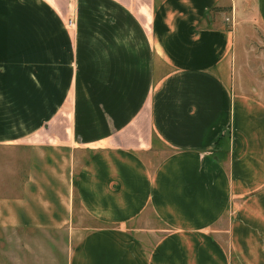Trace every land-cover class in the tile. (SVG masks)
<instances>
[{
  "label": "crops",
  "instance_id": "1",
  "mask_svg": "<svg viewBox=\"0 0 264 264\" xmlns=\"http://www.w3.org/2000/svg\"><path fill=\"white\" fill-rule=\"evenodd\" d=\"M227 6L0 0V232L31 264H264V104L234 89Z\"/></svg>",
  "mask_w": 264,
  "mask_h": 264
},
{
  "label": "rangeland",
  "instance_id": "2",
  "mask_svg": "<svg viewBox=\"0 0 264 264\" xmlns=\"http://www.w3.org/2000/svg\"><path fill=\"white\" fill-rule=\"evenodd\" d=\"M222 22L235 33V91L264 104V32L256 21L253 0H227ZM30 242V240H27ZM18 244L14 232H0V264H31L30 243ZM28 259L24 260V255ZM18 257V260H17Z\"/></svg>",
  "mask_w": 264,
  "mask_h": 264
}]
</instances>
